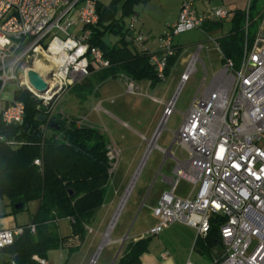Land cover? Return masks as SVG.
Here are the masks:
<instances>
[{"label":"built area","instance_id":"2783aa9c","mask_svg":"<svg viewBox=\"0 0 264 264\" xmlns=\"http://www.w3.org/2000/svg\"><path fill=\"white\" fill-rule=\"evenodd\" d=\"M194 1L182 0L176 22L158 39L157 52L150 57L161 81L165 80L167 60L175 54V37L228 16L224 8L199 14ZM259 17L256 37L250 48L245 41L238 64L225 59L217 42H213L221 56V68L207 86L202 81L174 133V143L187 153V158L176 162L173 174L177 179L168 181L171 191L162 194L151 210L159 222L148 236L180 223L193 228L197 238H205L211 220L219 219L223 250L209 264H264V9ZM97 21L94 0H0V96L9 83H14L16 89L36 97L28 88L30 85L25 84L30 70L59 94L86 79L90 64L98 69L108 68L102 52L89 44V28ZM136 22V17H130L125 29L136 50L144 52V37L135 28ZM249 25L246 15L245 37ZM201 48L198 45L188 60L180 76V87L194 73ZM37 65L41 67L39 71L35 70ZM121 78L128 94L138 92L134 82ZM174 101L165 105L144 157L156 145L160 131L174 112ZM23 117L24 106L19 102L10 101L0 112V121L7 126L21 124ZM108 149L114 159V149ZM178 180L195 188L191 199L173 196ZM27 229L30 233L35 231L33 226ZM23 232L24 228L0 230V250L10 247ZM253 240L256 243L252 247ZM33 260L49 264L46 259Z\"/></svg>","mask_w":264,"mask_h":264},{"label":"trees","instance_id":"16d2710c","mask_svg":"<svg viewBox=\"0 0 264 264\" xmlns=\"http://www.w3.org/2000/svg\"><path fill=\"white\" fill-rule=\"evenodd\" d=\"M148 2L113 0L108 6L96 2L98 21L89 28V44L102 52L109 67L98 69L90 64L88 77L96 76L99 81L123 77L134 83H149L150 87L162 82L150 63L152 53L137 51L125 29L124 18L136 17L135 7ZM256 2L250 0L246 9L233 11L228 34L216 40L223 57L235 64L245 41L250 48L256 37L261 21ZM246 15L250 25L245 37ZM210 24L217 26L205 23L202 32L206 33ZM106 35H113V40L106 42ZM174 50V56L167 60L165 78L178 58V50ZM11 102L22 103L24 117L18 125L7 126L0 121V201L6 200L13 214L33 202L37 209L31 224L10 247L1 249L0 255L9 257L6 264H37L34 257L47 259L48 253L66 240L58 234V221L68 220L71 236L83 240L90 220L104 204L114 159L101 131L78 125L60 113L50 114L40 100L22 89L14 91ZM19 204L22 208L14 209ZM29 226L35 228L34 233L27 229ZM219 226V219L211 220L203 239L206 247L221 244ZM150 240L146 237L129 244L117 264H139Z\"/></svg>","mask_w":264,"mask_h":264},{"label":"rangeland","instance_id":"374dc122","mask_svg":"<svg viewBox=\"0 0 264 264\" xmlns=\"http://www.w3.org/2000/svg\"><path fill=\"white\" fill-rule=\"evenodd\" d=\"M94 1L108 6L113 0ZM233 1L235 0H199L195 6L203 3L213 7L212 10L219 8L229 10ZM181 2L182 0H149L146 5L136 6L135 12L139 18H136L138 20L136 28L141 29L142 26V32L145 34L150 32L148 35L152 41L158 40L173 25L172 22L178 16L177 9L180 8ZM249 2L250 0H244L246 8ZM256 6L257 10L261 12L264 9V0H257ZM129 18H124L125 24ZM228 27L229 19L225 22V29ZM142 35L145 39L146 35L144 33ZM112 40L113 35L105 36L106 42ZM198 45L202 47L197 54L199 62L195 64L194 73L180 87V76L187 67L185 61L197 52ZM173 46L178 50V58L169 75L164 81L151 88L138 85V92L134 95L127 93L126 83L124 84L120 78L99 81L96 76H90L80 84L57 94L52 100L46 99L48 100L46 101L36 96L47 107L50 114L60 113L70 120L78 121V125L99 130L109 143H113L116 157L111 164V176L104 204L96 211L87 226L93 230V237L97 234L102 235L106 231L138 164L147 152L148 141L160 122L162 106L151 101L150 98L166 104L175 99L174 112L160 131L156 145L146 156L113 229L108 235L109 239H114L119 234L122 237L128 234L129 240L136 233L147 230L154 223L151 211H148L147 208L150 201L157 198L161 192L164 194L171 191L170 184L163 183L162 177L165 176L175 181L177 179L173 174L175 160L165 157L163 151L170 148L171 155L179 161H184L187 158V153L181 151V147L174 143V133L182 123L183 115L188 111L202 81L207 86L211 77L220 70L221 56L201 30L178 35L173 39ZM203 67L206 69L207 75L204 74ZM15 90L16 85L9 83L3 94L9 95L11 100ZM122 124H125L126 127H122ZM139 135L146 140H139ZM120 136L126 137L129 146H133L132 150H128V153L120 154L118 151L119 147L117 148L116 141L120 139ZM136 144H140L137 157H135ZM130 154L134 156L132 157ZM174 190L173 196L178 198L193 195L195 188L183 180H178ZM30 205L31 203L28 205V209ZM57 227L59 236L70 235L71 226L68 220L58 221ZM98 237H95L96 241L92 244L94 247L93 256L97 253L94 264H102L105 258V251L102 253L103 247H99ZM255 243L256 241L253 240L252 247ZM85 252L86 249L81 248L80 254L72 258L70 264H79L85 256ZM52 255H54V251L48 253L50 259H52ZM81 256L82 258H80Z\"/></svg>","mask_w":264,"mask_h":264},{"label":"crops","instance_id":"0c3cea01","mask_svg":"<svg viewBox=\"0 0 264 264\" xmlns=\"http://www.w3.org/2000/svg\"><path fill=\"white\" fill-rule=\"evenodd\" d=\"M198 2H199V0L194 1V7H195L196 12L199 14L204 13L208 10H212V8H213V7L211 8L208 4H203V3L198 4V6H195ZM244 9H246L244 0H235V1L231 2V8L229 10L226 9L228 11L227 18L225 20H222V21H217V20L212 21V23H217V26L210 24V25L206 26V29H205V31L207 30L206 33L202 32V30H201V32L206 37V39L213 44V42H215L217 39L228 34V32L230 30V26H231L230 25V19L232 16L231 13L233 11H236V10H244ZM177 11L179 12V8L177 9ZM178 12H177V15H178ZM136 18H137V14H136ZM137 19H139V18H137ZM228 19H229V27L227 29H225V22ZM176 20H177V18L174 20V22H172V24H174L176 22ZM135 28H136V25H135ZM137 30L142 32L143 31L142 26H141V29L138 28ZM142 33H144V35H146V37L143 41V48L149 53H152V54L156 53L157 49H158V40L156 39L155 41H152V38L148 35L150 32H148L147 34H145V32H142ZM188 60L185 61L186 65H187ZM120 80H122L123 83L125 84V81L122 78H120ZM134 84H136L138 89H139V86H141V85H144L146 88H151L149 83L143 82V83H134ZM150 100L153 102L157 101V100L152 99V98H150ZM10 101L11 100H10L9 95H5L3 93L1 94V96H0V104H1L0 112L2 111L3 108H5L7 105H9ZM158 102H155V103L162 106V113H163L166 103H163L161 101H158ZM122 127H126L125 124H122ZM151 138H152V136H151ZM139 140L145 141L146 139L139 135ZM109 145H110V147H112L114 149L113 143L111 144V142H110ZM129 145L130 144L127 141V138L124 136H120V139L119 140L117 139V141H116V146H117V148L119 147L118 151H120L119 152L120 154L128 153L129 149L132 150L133 146H129ZM135 147H137V149H136L137 153L135 154V157H137L139 154L138 149L140 147V144H136ZM163 153H165V157L173 158L175 160V164L177 161H179V160H176L171 155L170 148L163 151ZM130 155L132 157L134 156L133 154H130ZM132 161H134V160H132ZM140 165H141V163L138 164V166H137V168L133 174V177L137 174V172L140 168ZM132 179H131V181H132ZM169 180H170V178H167L165 176L162 177L163 183L168 184ZM131 181H130V183H131ZM130 183H129V185H130ZM129 185L127 186V189L129 187ZM162 193L163 192H161L157 198H154L152 201H150V203L147 207L148 211H151L153 208H155L157 206L158 201H159ZM124 195H125V193H124ZM124 195H123V197H124ZM192 197H193V195H189L187 197H178V198L179 199H191ZM121 200H120V202H121ZM120 202H119V204H120ZM0 203H1V207H0V230H12V229H16V228H24V227L30 225L32 216L34 215V213L36 212V209H37V203L33 202V203H31L29 209H28V205H29L28 204L27 207L25 208V210L13 214L11 211V208L9 207L6 200H2V201H0ZM117 210H118V207L116 208L115 213H114L113 217L111 218L110 223L112 222ZM151 215H152V213H151ZM152 217L154 219V223L147 230L140 231V232H138L139 234L136 233L133 236V238H131L129 240L127 238L128 234H126L124 237H122V235L119 234L114 239H109V237H108V239H106L105 235L108 231V227H109L110 223H109L106 231L102 235L97 234L96 236H99L98 238L100 240L99 247L100 248L103 247L102 253L105 251V258L103 259L102 264H117L118 260L120 259L122 254L126 251L129 244L134 243V242H136L142 238H146V237H150L151 240L148 244L146 252L141 254V256L139 257V264H186L188 261L193 263V264H209L215 258H218L219 255L221 254V252L223 250L221 244L216 245L214 247H206V245L203 243L204 238H197V236H196L197 233L193 228H190V227L185 226V225L180 224V223L170 224L168 227L163 229L159 234H157L155 236H148V232L152 228H154L159 222L158 218L154 217L153 215H152ZM93 235H94L93 230L88 227L86 234H85L83 240H81V241L76 237H72L71 233H70V235L60 236L61 238H66V240L63 242V244L59 248H57L56 250H53L54 255H52V259H50L47 255L46 260L48 261L49 264H70V263H72V258H74L77 254H80L81 248H83V249H86V252H85V256L83 258H82L83 255L80 257L82 259H81L79 264H94L96 257H97V253L93 256L92 251H93L94 247L92 244H94V242L96 241V238H95L96 236L93 237ZM152 239H154V241H152ZM197 241H198L199 245L202 244L201 246L203 247V249L205 248L204 250H202L198 244L196 245ZM8 261H9L8 256L0 255V264H6ZM92 261H93V263H92Z\"/></svg>","mask_w":264,"mask_h":264},{"label":"water","instance_id":"95a60500","mask_svg":"<svg viewBox=\"0 0 264 264\" xmlns=\"http://www.w3.org/2000/svg\"><path fill=\"white\" fill-rule=\"evenodd\" d=\"M26 81L28 82V84L30 85V87L33 89V91L36 92V93H38V94H41V95L42 94H47L50 91V89H52V88L55 91V88L54 87L49 86L45 82L44 78L41 77L38 73H36L33 70H30V71H28L26 73ZM56 95H57V93H55L52 98H54ZM52 98L50 100H52ZM42 119L43 118L41 117L40 120H42ZM70 196H73V193H70ZM21 208H22V205L21 204L16 205L14 207V209H16V210L21 209ZM93 261H92V263H93Z\"/></svg>","mask_w":264,"mask_h":264},{"label":"bare ground","instance_id":"6f19581e","mask_svg":"<svg viewBox=\"0 0 264 264\" xmlns=\"http://www.w3.org/2000/svg\"><path fill=\"white\" fill-rule=\"evenodd\" d=\"M40 68H41V67H40L39 65H37V66L35 67V70H36V71H39ZM25 84H27V86H28V82H25ZM28 88L33 92L32 88H31L30 86H28ZM33 93H34V92H33ZM54 94H55V93H54L53 88L50 89V91H49L47 94H42V95H41V94H38V93L35 92V95H36L38 98L42 99V100H46V99L50 100V99L53 97ZM48 100H46V101H48ZM154 140H155V139H154ZM150 144L153 145V144H154V141L150 142ZM149 146H150V145H149ZM150 147H151V146H150ZM144 158H146V156H145ZM144 158H143V159H144ZM143 159H142V160H143ZM142 160H141V162H140L141 165H140L139 170L141 169V167H142L143 162H144L145 159H144L143 161H142ZM139 170H138V172H139ZM138 172H137V174L133 177V179H132V181H131V183H130L128 189H127L126 192H125L124 197L122 198V200H121V202H120V204H119V206H118V210L116 211V214H115V216H114L112 222L110 223V225H109V227H108V231H107V233H106V235H105L106 239H108V234H109L110 231L113 229L112 227H113V225L115 224V219H116L117 215L119 214V212H120L122 206H123L124 203H125V200H126L128 194H129V192H130V190H131V188H132L133 182L135 181V179H136V177H137V175H138Z\"/></svg>","mask_w":264,"mask_h":264}]
</instances>
